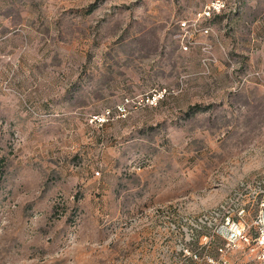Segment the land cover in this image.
<instances>
[{
    "label": "rangeland",
    "instance_id": "374dc122",
    "mask_svg": "<svg viewBox=\"0 0 264 264\" xmlns=\"http://www.w3.org/2000/svg\"><path fill=\"white\" fill-rule=\"evenodd\" d=\"M263 182L264 0H0V264H204Z\"/></svg>",
    "mask_w": 264,
    "mask_h": 264
},
{
    "label": "built area",
    "instance_id": "2783aa9c",
    "mask_svg": "<svg viewBox=\"0 0 264 264\" xmlns=\"http://www.w3.org/2000/svg\"><path fill=\"white\" fill-rule=\"evenodd\" d=\"M212 9H217L215 4ZM257 184V189L243 184L206 214L205 220L210 218L214 229V254L204 264H231L229 258L235 251L244 253L249 264H264V182ZM205 220L195 221V226L203 228ZM185 254L192 255L189 250Z\"/></svg>",
    "mask_w": 264,
    "mask_h": 264
},
{
    "label": "trees",
    "instance_id": "16d2710c",
    "mask_svg": "<svg viewBox=\"0 0 264 264\" xmlns=\"http://www.w3.org/2000/svg\"><path fill=\"white\" fill-rule=\"evenodd\" d=\"M203 111L201 107H196L192 109V114H196L197 112Z\"/></svg>",
    "mask_w": 264,
    "mask_h": 264
},
{
    "label": "water",
    "instance_id": "95a60500",
    "mask_svg": "<svg viewBox=\"0 0 264 264\" xmlns=\"http://www.w3.org/2000/svg\"><path fill=\"white\" fill-rule=\"evenodd\" d=\"M263 222H264V213H263Z\"/></svg>",
    "mask_w": 264,
    "mask_h": 264
}]
</instances>
